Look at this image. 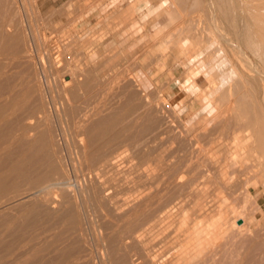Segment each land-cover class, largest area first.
Listing matches in <instances>:
<instances>
[{
    "label": "rangeland",
    "instance_id": "obj_1",
    "mask_svg": "<svg viewBox=\"0 0 264 264\" xmlns=\"http://www.w3.org/2000/svg\"><path fill=\"white\" fill-rule=\"evenodd\" d=\"M233 1L237 8L241 9L244 7L243 3L249 0ZM256 1L253 0L252 3L260 4ZM17 2L20 16L26 19L23 21L27 26L32 27L29 26L35 34L34 39L38 40L42 34L51 57L59 60L56 64L59 67L54 66L53 69L52 64L47 63L45 69H41L37 59L40 46L35 44L32 47L34 65L39 73L38 79L40 78L42 89L49 84V88L47 86L43 89V96L47 109L51 107L48 109L51 124H57L54 128H59L57 134H62H59L60 146L63 147H60L62 158L69 154L71 157L69 159L67 156L65 161L62 159L64 168L70 171V177L74 180V166L78 168L79 179L83 185L89 184L87 174L92 173L94 169L102 174L101 164L88 165L82 154V160H85L81 162L83 167L80 169L77 160L80 154L77 153H84L85 149L87 154L91 137L99 139V134L97 133L98 137L94 134L95 130L102 127L98 126L103 121L105 126L107 120L108 130H111L108 131L107 127L102 129L106 133L112 132V142L107 144V137H102L105 139L102 141L106 143L101 140L102 143H99L104 146L107 144L102 146L107 157L119 153L121 155L116 169L106 173L104 179L101 178L107 182L105 186L112 194L117 191V196H130L132 199L136 198V202L147 198L155 205L164 197L165 201L172 202L167 206L162 201L165 210L174 204L180 208L175 212L174 218L162 224L165 229L159 230L160 226H155L153 222L146 221L147 219L133 224L132 230H137L143 235V245L138 246L137 242L129 241L130 247L125 252L128 254V260L133 259L138 264L174 263L175 257L181 251L180 247L175 248V226L182 213L188 216L184 229L191 230V225L197 223L202 216L211 215L222 206L224 210H230L232 207L244 209L246 225L232 231L226 226L228 237L219 240L211 250L208 249L206 255L195 260L193 264H264L263 170L259 165L252 167L250 160L247 165L240 162L236 156L237 150L230 143L234 137L243 135V126L249 117L246 112L243 115L236 99V93L243 92V88L233 82V108L228 106L229 103L225 100V87L216 91L214 102L210 104L200 103L198 100V94L208 90L210 81H221L216 75L217 71L213 72L215 75H210V69L203 66L204 61L213 53L203 54L204 42L206 43L203 14L197 9L193 10L192 5V9L186 8L184 3L181 11H178L180 7L176 6L177 0ZM162 8L171 15L167 18V23H163L165 30L158 32V36L154 31L160 20L154 17ZM198 24L201 26L200 31L195 30ZM30 30L27 27V31L31 32ZM181 47L187 48L189 53L178 56ZM197 56H202L200 64L195 62ZM234 59L243 77L250 79L247 68L237 57ZM32 67L34 68L33 65ZM43 79L45 81H42ZM20 86L16 87L21 89ZM135 96L136 99H133ZM128 99L133 100L132 107L135 109L125 108ZM227 106L228 108H224ZM220 108L223 114L219 112ZM67 109H70V112ZM51 110L54 114H51ZM121 111L124 116L122 120L111 124L112 117ZM88 116L90 119L84 121ZM61 127L63 129H60ZM60 130H63L62 133ZM92 130L95 136L90 133L89 139L88 132ZM54 153L51 150V154ZM247 172L250 174L248 177H252L253 173L258 174L255 177L258 187H250V197L245 196ZM225 179H231L232 182L225 184ZM70 189L65 196L61 191L58 192L59 190L52 191V197L55 194L54 197L59 199L61 205L50 207L51 210L46 212L41 207L43 217L40 214H31V217H26L30 219H24L25 208L21 207L5 210L6 213L0 215V255L4 254L2 243L6 244L5 242L11 239L9 233L14 231L12 226L24 225V230H20L23 235L21 244L15 245L16 248L12 246L19 256L15 264H59L62 249L69 247L68 242L63 240L69 235L66 236L62 226L66 216L65 209L76 201L81 214H85L81 215V228L86 226L81 230L82 235L78 236V239L81 244H85H82L85 249L90 250L88 253L91 259L88 264H113L110 260L103 261L101 254L99 256L97 242L94 241L97 237L99 241L102 237L103 240L106 238L110 219L99 210L92 189H86L83 194L80 193L81 196L74 188ZM57 193L61 194L58 196ZM224 198L225 202L221 203ZM70 199L72 202L68 204ZM201 202L206 204L205 209L198 206ZM256 202L260 206L259 209H256ZM82 206L85 208L82 209ZM249 216H254V221H249ZM25 222L32 224L31 227ZM86 222H89L90 227ZM77 228L75 226L70 235L73 236L74 231L79 234ZM84 236L89 239H86L88 243H85ZM146 254L149 256L146 257ZM6 263L9 261L0 256V264Z\"/></svg>",
    "mask_w": 264,
    "mask_h": 264
},
{
    "label": "bare ground",
    "instance_id": "obj_2",
    "mask_svg": "<svg viewBox=\"0 0 264 264\" xmlns=\"http://www.w3.org/2000/svg\"><path fill=\"white\" fill-rule=\"evenodd\" d=\"M17 1L18 0H0V215L3 213L5 214V210L7 211L8 209L21 207V209L25 208L23 213L24 219H30L26 217L31 214L41 215V213H43L41 207H43L44 212H46L51 210L50 207L56 208L61 205L58 201L59 199L57 198L56 200L54 197L55 194L52 197L53 190H59L58 192L61 191L65 196L70 188H74L77 191V194H83L86 189L91 187L90 189H92L93 196L99 204V210H102L104 216L110 219L109 232H106V238L103 240L101 235L102 238H100L101 241H99L96 234L95 236L97 238L94 237L96 240L93 239L97 242V247L100 250V253L98 252L99 256L101 254L103 261L110 260L113 261V264H138L133 259L129 261L127 257L128 254L125 253L128 250V247H130V244L128 243L131 240L137 242L136 245L138 246L143 245V235L138 233L137 230H132L133 224L135 225L147 219L146 221L153 222L155 226H160L159 230H162V224L168 222L172 217L174 218L175 212L180 210V208L174 204L172 207L165 210L162 201H164L167 206L172 202L165 201L164 197H161L155 205H153L152 201L147 198L136 202V198L132 199L130 196H117V191L112 194L109 188L105 186L107 182L103 181L101 178H103L106 173L116 169L119 156L121 155L119 153L115 156L107 157L105 151H103V148L109 144L108 142H112L110 137L113 135L112 132H107V135L102 129V127H107V130L109 129V126H107V120L105 126L103 125L105 123L104 121L102 122L103 124L100 122L101 124L98 127L102 126L100 127L101 129H93L95 130L94 134L96 133L95 135H97V137L99 134V139L97 138L98 140L91 137L94 135L93 130L91 132L87 131V137H91L87 154H85V149L83 150L84 153H79L76 149L78 152L77 154H80V158L78 157L77 159L80 162V164L78 162L80 169L81 166L83 167L81 162L86 159L88 165L89 163L101 164L102 174L100 175L96 172L97 169H94L92 173L89 172V174H87L89 177V184L87 185L85 181H83L85 183L83 185L79 179L80 173L78 174L79 171L77 172L78 168L76 169L74 166V180L70 177V171L68 172L62 163L66 160L68 155L66 157L64 156L65 160L62 158L61 148L63 147H61L62 145L60 146V133L58 132L57 134L59 128L55 130L54 127L57 124H55V126L51 124L52 120H50V113H48V109L51 107L47 109V102L45 103L43 96V89L49 84L46 87H44L45 85L43 84L44 88L42 89V84L39 80L40 78L38 79L39 73L34 65L32 47L35 44L40 46V49L37 51V59L40 61L41 69H45V64L47 63H51L53 69L54 66L59 67L56 65L59 63V60H55L51 57L47 42L42 34L39 35L37 33L39 39H34L35 34L30 30L31 26H27L26 22H24L26 19L20 16L19 3ZM252 1L253 0H249L248 2L243 3L244 7L242 6L243 8L238 9L233 0H177L176 6H179L180 10L176 7L175 8L176 10L181 11L183 8L182 3H184V5L187 6L186 8L190 7L192 9L193 7V10L197 9L203 14L200 13V16L202 15L205 17V19L203 18V21L205 22V27L203 29L206 34V36L204 34L206 43L204 42L203 54L209 52L213 53L210 58L204 61L203 66L210 69V75L217 71L216 75L221 79L220 83H216L214 80L209 82L210 85L208 90L204 93L198 94L199 102L205 104L214 102L216 91L221 87H225L227 95V99L225 100L229 103L228 106L233 108V102L231 99V86L233 82L243 88V92H240L239 94L236 93V99L240 103L239 106L243 115L246 112L249 114V117H247V122L243 126V135L238 138L234 137L231 139L230 143L233 148L237 150L236 156L240 162L244 165L251 162L252 167L259 165L264 174V0H257L260 4H254ZM21 4L22 3H20V5ZM169 15L171 14H169L168 11L163 10V8L155 14L154 18L160 20L157 28L155 27V34L165 30L163 23L166 22ZM27 27L31 32L27 31ZM200 27L201 26L198 24L195 30L200 31ZM182 53H189V50L185 47H181L178 51V56ZM234 57H237L242 62V65L247 68L250 79L243 77L244 75L239 71L238 66L235 64ZM201 59L202 56H197L195 62L200 64L202 62ZM43 74H45V71ZM213 75L215 74L213 73ZM42 81L45 80L43 79ZM20 85L22 88L18 89L16 86ZM185 90L186 89H184V92ZM136 97L137 96L133 99H136ZM60 101L61 99L59 98L58 103ZM52 103L49 102V104ZM132 106L133 100L128 99L125 108H133L134 106ZM228 106L224 108H228ZM52 111L53 110H51V112ZM68 111L70 112V109ZM98 111H100V108ZM216 111L218 110L216 109ZM97 112L95 114H97ZM219 112H221V108ZM51 114L54 113L52 112ZM221 114L223 113L221 112ZM122 117L124 116L121 111L112 117L111 124L114 125L119 122L122 120ZM88 118L89 116L85 117L84 121L87 122ZM53 121H55V119ZM44 126L45 128H43ZM60 129L63 128L61 127ZM62 131L60 130L61 133ZM63 133L65 134V132ZM90 133H92L91 136H89ZM102 137H107L108 139L106 138L105 140ZM100 140H105L107 144L105 146L104 144L101 145V143H104L105 141L101 142ZM102 146L104 147L102 148ZM51 150L55 152L54 155L51 154ZM81 154L85 159L82 160L83 157ZM69 156L67 158L71 159ZM62 159L64 161H62ZM248 160L250 161L248 162ZM68 162L70 164V160ZM85 165L87 164L85 163ZM89 170H91V168ZM247 175L250 174L248 172L247 174L245 173V196L250 197V187H258V182L255 178L258 174L253 173V178L248 177ZM225 181V184H228L231 179H225ZM90 189H88V191ZM60 194L61 193H59L58 196ZM225 200L226 199L224 198L221 203L225 202ZM70 202H72L71 199L68 204ZM255 204L256 209H259L260 206L257 202ZM24 205L25 207H22ZM198 206H200V209H205L204 207L206 204L201 202ZM83 208L85 207L82 206V209ZM80 211L81 210L78 204H76V201L74 204L72 203V205L69 204V206H66L64 225L62 224V226H64V231H62L66 233V236L69 234L68 237H64L63 239L64 242H68L69 247L67 246L68 248L62 249L60 254L61 261L59 264H83L84 262H87L88 264L91 259H89V248L85 249V246H82L83 242L81 244L78 239V236L82 235L81 230L86 226L85 225L81 228V215L83 216L84 213L82 211L83 214H81ZM43 215L41 216L43 217ZM230 215L231 217H229ZM5 217L3 218L8 220V218ZM85 219L87 220V218ZM238 219H241L240 223H238ZM254 219V216L248 217L249 221H254ZM246 220L244 209L232 207L230 210H224L222 206H219L215 213L213 212L211 215L207 214L204 217L202 216L197 223L191 225L192 227L189 226L191 227V230H188V228L186 230L184 227L188 223V216L185 213H182L181 217H179V221L176 223L177 226H175V248L180 247L181 251L175 257V262L172 264H193L195 260L206 255L205 253L208 252V249L214 244H217L219 240L228 237L226 226H229L230 231L236 228L240 229L246 225ZM25 223L30 225L28 222ZM88 224L89 222L87 225ZM31 225L29 227H31ZM10 226L11 225H9V227ZM75 226L79 228H77L79 234L74 231L76 235L74 234L72 236L70 235L72 234L70 232L74 230ZM88 226L90 227V224ZM12 227H14V231L9 233L11 239L9 240V238H7L9 241L5 242L6 244L2 243V247L4 248H2V251H4V254L0 255L3 256L5 260L9 261L8 264H15L19 259L18 254H16L17 250L14 251L12 246L15 247V245H19V243L21 244L23 235L20 230L21 228L24 230V225L22 227ZM27 229L29 230V228ZM83 231H85V229ZM89 231L92 232V230ZM84 233H86V231ZM87 236H84V238ZM86 239L89 240L88 238H85V243L87 241ZM88 242L89 241H87V243ZM97 249L95 251L96 253ZM148 256L149 254H146V257ZM95 259L96 258L94 257V260Z\"/></svg>",
    "mask_w": 264,
    "mask_h": 264
},
{
    "label": "water",
    "instance_id": "obj_3",
    "mask_svg": "<svg viewBox=\"0 0 264 264\" xmlns=\"http://www.w3.org/2000/svg\"><path fill=\"white\" fill-rule=\"evenodd\" d=\"M237 221H238V223H240L241 222V219H238Z\"/></svg>",
    "mask_w": 264,
    "mask_h": 264
}]
</instances>
